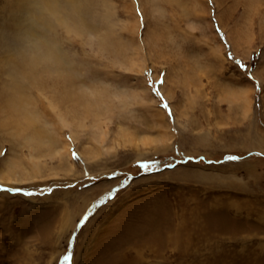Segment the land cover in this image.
Listing matches in <instances>:
<instances>
[{
	"label": "rangeland",
	"instance_id": "1",
	"mask_svg": "<svg viewBox=\"0 0 264 264\" xmlns=\"http://www.w3.org/2000/svg\"><path fill=\"white\" fill-rule=\"evenodd\" d=\"M66 2L39 132L0 113V264H264V0Z\"/></svg>",
	"mask_w": 264,
	"mask_h": 264
},
{
	"label": "bare ground",
	"instance_id": "2",
	"mask_svg": "<svg viewBox=\"0 0 264 264\" xmlns=\"http://www.w3.org/2000/svg\"><path fill=\"white\" fill-rule=\"evenodd\" d=\"M82 1L85 0L67 2L65 0L64 5L69 11H65L66 9L64 11L76 13L78 19L83 21L82 11L85 2ZM12 2L13 11L9 23L3 26L0 32L1 48L5 47L10 57L8 71L11 76L10 90L3 96L0 95V113L2 117L4 116L5 125L28 132L30 133L28 138H31L39 132L37 125L39 120L29 108L30 97L26 89L31 94L37 89V85H41V81L37 79L41 74L37 72L38 63H43L41 65L44 72L61 67L63 57L47 33L52 26L51 15L59 20H62L63 16H57L61 8L58 0H12ZM74 97L80 101L82 99L80 93H74ZM25 140L27 141V138Z\"/></svg>",
	"mask_w": 264,
	"mask_h": 264
},
{
	"label": "snow or ice",
	"instance_id": "3",
	"mask_svg": "<svg viewBox=\"0 0 264 264\" xmlns=\"http://www.w3.org/2000/svg\"><path fill=\"white\" fill-rule=\"evenodd\" d=\"M162 82H163V81H161V83H162ZM155 94H156V96H158V97L160 96V92H159V91H156ZM164 107L167 108L168 106L165 104ZM226 159H227L228 161H237L239 158L236 157V156H227ZM173 166H174V165H171V164H170V165H168L167 167H173ZM141 167L144 168V169H148V168H149V165H148V164H143V165H141ZM125 186H126V185H125ZM116 191H119V189H117ZM24 195H26V196H31L32 193H24ZM113 196H114V194H110V195L107 197V199H111V198H113ZM104 202H105V201L101 200V201H100V205L102 206V205L104 204ZM64 259L67 260L68 257L65 256Z\"/></svg>",
	"mask_w": 264,
	"mask_h": 264
}]
</instances>
